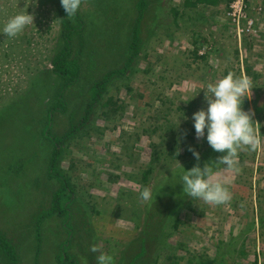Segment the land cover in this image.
<instances>
[{"label": "rangeland", "instance_id": "374dc122", "mask_svg": "<svg viewBox=\"0 0 264 264\" xmlns=\"http://www.w3.org/2000/svg\"><path fill=\"white\" fill-rule=\"evenodd\" d=\"M137 1L81 0L83 40L74 35V50L83 47L82 78L63 88L53 72L63 45L60 0H0V29L26 7L34 14L17 37L0 33V230L16 245L17 264H97L94 244L113 264H264V0H147L126 67ZM123 66L87 114V82ZM229 71L251 79L243 107L254 111L262 137L234 167L214 170L231 200H192L182 186L155 195L161 177L202 167L201 155L182 161L174 146L204 143L192 121L207 108L201 88ZM47 130L65 136L57 169L72 191L69 226L66 216L48 214L62 180L49 172ZM145 187L160 198L152 224V200L139 195ZM63 242L69 257L61 262Z\"/></svg>", "mask_w": 264, "mask_h": 264}, {"label": "clouds", "instance_id": "9594fccd", "mask_svg": "<svg viewBox=\"0 0 264 264\" xmlns=\"http://www.w3.org/2000/svg\"><path fill=\"white\" fill-rule=\"evenodd\" d=\"M30 2L35 4L38 0ZM60 3L67 17L74 16L81 6V0H60ZM26 9L27 7L12 15L0 29V33L14 38L27 25L34 24V14H30ZM201 89L204 90L207 108H200L192 114L195 135L197 139L204 137L214 151L223 155L219 156L217 161L204 163L202 167L197 163L186 170L181 165L179 182L186 197L222 204L231 200L232 196L223 183L212 180L214 170L219 164L226 168L234 167L240 151L255 150L261 144L262 137L258 127L260 123L253 119L254 111L245 110L243 107L245 98L250 97L252 89V81L248 76H237L229 71L222 78L206 83ZM181 117H184V114L179 117V121ZM188 150L199 161V151L192 145L188 146ZM139 195L143 201L155 198L150 187H145ZM101 249L102 244H94L91 247L92 252L99 253L96 257L97 264H113V256ZM82 264H87L86 258H82Z\"/></svg>", "mask_w": 264, "mask_h": 264}, {"label": "trees", "instance_id": "16d2710c", "mask_svg": "<svg viewBox=\"0 0 264 264\" xmlns=\"http://www.w3.org/2000/svg\"><path fill=\"white\" fill-rule=\"evenodd\" d=\"M220 0H186V5H196L198 3H205L208 5H216L219 3ZM136 6L138 8V18L136 19V22L133 26V30H132V41L129 45L128 50H125L127 52H131V49L133 50V55H128L127 56V61L126 62V67H128L129 62L134 58V55L137 54L138 52V44L139 41L141 40V28H140V22L142 19V15L145 11V8L147 6V0H138L136 3ZM61 12H62V23H63V29H62V41H63V45L60 48V50L57 52V54L54 56L53 59V72L55 74H57L58 76H60L63 81V88L76 83L77 81L79 82L82 78V72H81V66H80V51L81 48H83L82 46H80V50L75 51L74 50V35H77L78 38L82 41L83 40V34H82V29H83V19L81 14L79 13V11H77V13L72 16V17H67L66 16V12L64 10V8L61 6ZM73 18L74 20H76V24L73 23ZM107 25V23H106ZM111 26V25H110ZM76 36V37H77ZM124 51V52H125ZM125 65V64H124ZM93 67V66H92ZM125 67H120V68H113V69H108L106 72H104V76L101 77L100 79H95V80H89V87L87 90V94H88V105H87V114L88 112L91 110L92 107L97 106V104H99V102H101L102 100V93L103 91L106 89V85L107 83L110 82V80L115 76V75H122L124 73ZM62 95V93H60V96ZM61 103V106L58 108H62L65 109V101L64 100H58ZM88 117V115H87ZM86 117V118H87ZM262 130L264 131V127L262 126ZM46 135L47 137H49L50 141H52V145H53V150H52V154H51V159H50V163H49V172L52 175H56L58 176L62 182H61V186L55 191V193L53 194V201H52V208L50 211H48V214L51 215L53 213H56L60 216H66L65 217V224L67 226L70 225L69 222V213H70V204L72 199V191L69 188V183L68 180L66 178L65 175H63L60 171H58L57 169V162H58V158L61 154V150H62V146L61 143L63 141V139L65 138V136H57V135H52L49 133V130L46 131ZM192 145V144H187L185 146L183 145H175L174 149H176L177 151H180L181 149V153H180V158L182 161H185L187 159L190 160V162L192 161V159H195V157L192 155V153L188 150V146ZM182 146V147H180ZM193 147L196 148L197 151H199L200 155H201V163L202 166L204 165V163L206 161H208V163L217 161L218 157L221 156L223 153H218L216 151H214L209 144L207 143V141L205 140L203 144H196V145H192ZM192 163V162H191ZM181 170L180 169L178 171L177 174L173 175V176H168L167 179H165L164 177L160 178L159 183L157 184L158 187L156 188V190L154 191L158 193L162 187L166 186L165 189H163V194L164 197H167L169 194V190H171L172 188L176 189V186H182V184L179 182L180 181V175H181ZM171 175V174H168ZM170 178V179H169ZM161 186V188L159 187ZM160 199V198H159ZM152 200V207H151V211H146L147 212H151V215L146 216L148 218V222L150 224L153 223L154 219L157 216V211H158V207L157 205L160 203L158 200ZM172 211H177L176 207H171ZM167 219V218H165ZM178 220H173L172 222V227H176L178 222ZM161 222L162 225H164V220L159 219L158 223ZM142 240H144V238H142ZM69 242H63L62 246H61V250H62V254L58 256V259L62 262L67 260L69 257L68 255H66V248ZM145 250L144 245L142 244L141 246V251L139 253H137L134 256L133 261L135 262V259H138L140 257H142V254ZM0 257L2 258L3 262H5L6 264H17L18 262V257H17V252H16V245L13 244V242L10 240V238H8V236L6 235V233L2 232L0 230ZM72 258V257H70ZM213 262L208 261L207 264H212ZM70 264H75V259H71Z\"/></svg>", "mask_w": 264, "mask_h": 264}, {"label": "built area", "instance_id": "2783aa9c", "mask_svg": "<svg viewBox=\"0 0 264 264\" xmlns=\"http://www.w3.org/2000/svg\"><path fill=\"white\" fill-rule=\"evenodd\" d=\"M260 264H262V263H260Z\"/></svg>", "mask_w": 264, "mask_h": 264}]
</instances>
